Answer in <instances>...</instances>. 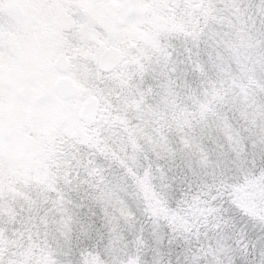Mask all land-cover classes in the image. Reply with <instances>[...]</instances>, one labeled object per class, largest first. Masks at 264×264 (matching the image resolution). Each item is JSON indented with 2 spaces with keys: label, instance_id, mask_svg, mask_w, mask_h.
Instances as JSON below:
<instances>
[{
  "label": "snow or ice",
  "instance_id": "6c2138e0",
  "mask_svg": "<svg viewBox=\"0 0 264 264\" xmlns=\"http://www.w3.org/2000/svg\"><path fill=\"white\" fill-rule=\"evenodd\" d=\"M0 264H264V0H0Z\"/></svg>",
  "mask_w": 264,
  "mask_h": 264
}]
</instances>
